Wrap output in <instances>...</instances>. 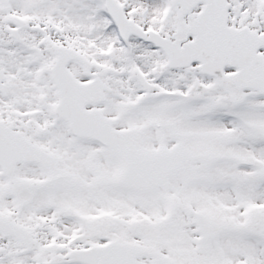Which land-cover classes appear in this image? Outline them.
Listing matches in <instances>:
<instances>
[{"label": "snow or ice", "instance_id": "snow-or-ice-1", "mask_svg": "<svg viewBox=\"0 0 264 264\" xmlns=\"http://www.w3.org/2000/svg\"><path fill=\"white\" fill-rule=\"evenodd\" d=\"M0 264H264V0H0Z\"/></svg>", "mask_w": 264, "mask_h": 264}]
</instances>
